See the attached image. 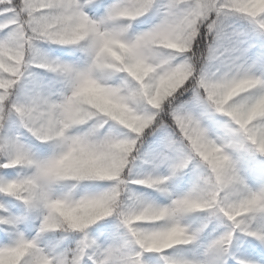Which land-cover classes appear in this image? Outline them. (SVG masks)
<instances>
[{
  "label": "snow or ice",
  "instance_id": "obj_1",
  "mask_svg": "<svg viewBox=\"0 0 264 264\" xmlns=\"http://www.w3.org/2000/svg\"><path fill=\"white\" fill-rule=\"evenodd\" d=\"M0 264H264V0H0Z\"/></svg>",
  "mask_w": 264,
  "mask_h": 264
}]
</instances>
